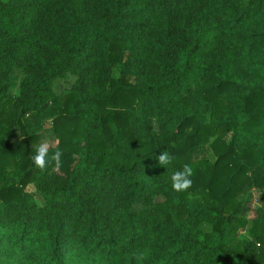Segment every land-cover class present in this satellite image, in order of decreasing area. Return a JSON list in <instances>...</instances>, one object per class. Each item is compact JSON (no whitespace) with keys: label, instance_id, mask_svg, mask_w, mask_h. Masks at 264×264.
<instances>
[{"label":"trees","instance_id":"1","mask_svg":"<svg viewBox=\"0 0 264 264\" xmlns=\"http://www.w3.org/2000/svg\"><path fill=\"white\" fill-rule=\"evenodd\" d=\"M46 120L62 157L40 170ZM263 216L264 0H0V264H264Z\"/></svg>","mask_w":264,"mask_h":264},{"label":"rangeland","instance_id":"2","mask_svg":"<svg viewBox=\"0 0 264 264\" xmlns=\"http://www.w3.org/2000/svg\"><path fill=\"white\" fill-rule=\"evenodd\" d=\"M117 74H118V68L117 66H114L111 69V75L117 76ZM22 77H23V71L20 67H12L10 69L8 92H10L11 94H16L18 92L19 84L21 82ZM74 80H75V76L73 74L72 75L67 74L62 78L55 79L51 86L56 93H60L63 90H66V88L70 87L74 83L73 82ZM42 126L43 127L41 129V135H40V139L38 140V143L40 144L43 141H48L52 145L53 134L50 129L49 121L46 120ZM229 137H230V131H227L223 139L227 140L229 139ZM212 138L213 136H210L208 137L207 140L199 144L197 148L192 152L191 158L192 159L205 158L209 162H212L215 158V153L213 152L210 146V141ZM161 168L163 167L161 166ZM161 174L164 176L165 181L167 180V182L171 183V176L173 174L171 168L169 169L167 166H165ZM24 188L30 191H33L34 189L31 183H27ZM260 189L252 185L250 186V188H248L247 191H245L243 194H240L238 196L241 200V206H240L241 215L246 220V223L242 228H240L237 231V234L235 235L236 239L239 241L238 243H236V245H239L240 241H247L251 239V234L248 231V227L250 226L251 219L259 216L258 206L260 203V197H259ZM188 196L192 197L191 194ZM159 198H161V196H159ZM36 199L39 200L38 198ZM261 219L263 220V224H264V216L261 217Z\"/></svg>","mask_w":264,"mask_h":264},{"label":"clouds","instance_id":"3","mask_svg":"<svg viewBox=\"0 0 264 264\" xmlns=\"http://www.w3.org/2000/svg\"><path fill=\"white\" fill-rule=\"evenodd\" d=\"M52 151L51 157H49V152ZM62 152L58 146L53 150V146L48 141L41 142L36 148V154L32 157L35 167L40 170H44L49 159L54 162L57 168L61 165ZM158 165L163 168L172 163L173 157L169 153H160L156 157ZM193 175V169L190 165H184L182 171H176L171 176L172 188L175 191H186L192 185V180L190 177Z\"/></svg>","mask_w":264,"mask_h":264}]
</instances>
